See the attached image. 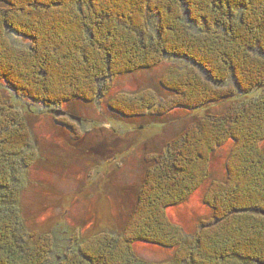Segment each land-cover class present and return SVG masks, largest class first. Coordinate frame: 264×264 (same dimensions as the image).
I'll return each instance as SVG.
<instances>
[{"label":"trees","instance_id":"1","mask_svg":"<svg viewBox=\"0 0 264 264\" xmlns=\"http://www.w3.org/2000/svg\"><path fill=\"white\" fill-rule=\"evenodd\" d=\"M9 33L28 47L13 45ZM256 50L264 55V0H0V86L17 100L50 111L91 103L112 80L157 67L165 57L191 62L166 70L160 79L166 99L151 90L121 94L109 109L131 118L193 113L233 102L236 91L224 87L229 78L239 95L260 91L240 108L194 119L166 151L151 156L121 236H94L77 260L59 264H151L133 255L136 242L176 250L162 264H264V56ZM10 95L0 89V264H45L48 243L27 245L18 234V169L36 155ZM55 122L74 134L68 123ZM227 142L233 143L227 179L204 196L214 225L185 241L166 209L208 180L210 158Z\"/></svg>","mask_w":264,"mask_h":264},{"label":"rangeland","instance_id":"2","mask_svg":"<svg viewBox=\"0 0 264 264\" xmlns=\"http://www.w3.org/2000/svg\"><path fill=\"white\" fill-rule=\"evenodd\" d=\"M7 37L16 47H28L11 33ZM252 53L264 56L258 50ZM186 66L191 62L185 58L165 57L157 67L112 80L106 95L91 103L75 101L51 111L28 100H17L0 86L22 110L31 134L30 151L36 155L29 166L18 169V234L27 245L41 239L48 243L51 253L45 264H59L64 258L77 260L85 250L83 243L101 233L120 237L137 206L152 164L148 159L166 151V145L194 119L207 114L219 116L233 105L240 108L245 98L251 100L260 94L239 95L235 81L229 78L224 87L236 91L233 102L193 113L177 109L159 117L146 114L131 118L109 109L121 94L151 90L158 100L166 99L169 94L162 89L160 79L170 67ZM198 72L205 78L199 68ZM56 120L71 125L74 134ZM232 148L233 143L227 142L217 149L210 158L208 180L182 202L166 209L167 220L182 230L185 241L192 240L205 224L214 225L212 209L204 203V196L213 183L226 181ZM20 162L18 165L23 166ZM132 251L137 259L151 264L168 263L176 255L174 249L143 242L134 243Z\"/></svg>","mask_w":264,"mask_h":264},{"label":"bare ground","instance_id":"3","mask_svg":"<svg viewBox=\"0 0 264 264\" xmlns=\"http://www.w3.org/2000/svg\"><path fill=\"white\" fill-rule=\"evenodd\" d=\"M194 199V198H193ZM192 202V201H191Z\"/></svg>","mask_w":264,"mask_h":264}]
</instances>
